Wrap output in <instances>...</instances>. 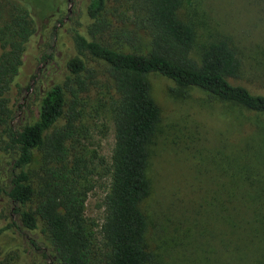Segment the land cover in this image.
Segmentation results:
<instances>
[{"label": "trees", "instance_id": "obj_1", "mask_svg": "<svg viewBox=\"0 0 264 264\" xmlns=\"http://www.w3.org/2000/svg\"><path fill=\"white\" fill-rule=\"evenodd\" d=\"M69 3L70 18L80 27L71 28L72 50L61 71L60 59H55L60 44L52 43L55 25L63 22ZM181 3L0 0V234L10 236L13 244L10 256L0 264H31V255L41 249L32 236L37 230L45 242L43 262L37 258L40 264H146L151 260L144 245L146 220L139 207L150 189L147 148L160 118L149 74L264 114V95L230 82L242 60L228 40L210 41L197 59L192 57L196 34L189 22L178 17ZM44 17L49 22L40 40L39 21ZM89 60L101 64L100 75L86 68ZM38 65L41 78L34 72ZM30 79L35 83L32 90L44 79L52 80L40 96L35 116L24 99L25 91L32 88ZM92 89L101 94L99 105L112 127V140L105 155L95 149L81 157L87 148L81 138H94L91 129L104 134L103 124L82 126L74 110L78 92ZM19 107L23 109L17 114ZM237 141L230 149L241 159L234 164L235 172L262 173L264 128L256 125ZM35 152L41 155L39 173L31 170ZM94 175L104 186L98 198V224L85 216Z\"/></svg>", "mask_w": 264, "mask_h": 264}, {"label": "rangeland", "instance_id": "obj_2", "mask_svg": "<svg viewBox=\"0 0 264 264\" xmlns=\"http://www.w3.org/2000/svg\"><path fill=\"white\" fill-rule=\"evenodd\" d=\"M181 1L178 17L189 22L196 34L192 57L197 59L210 41L228 40L242 60L238 75L230 82L264 95V0ZM71 15L69 3L63 22L55 25L57 35L52 44H60L55 59L59 57L61 71L72 50L71 28L80 27L73 23ZM48 22V17L39 21L40 40L45 37ZM140 36L146 39L142 32ZM40 66L34 69L36 78L42 77ZM86 68L99 75L102 69L95 60H89ZM148 80L160 118L147 148L146 177L150 189L139 204L146 220L144 245L152 256L146 264H264V171L235 172L238 169L234 164L241 159L230 151L254 126L264 128V114L220 101L199 88L178 86L156 73L149 74ZM51 83V79H44L32 90L35 83L30 79L32 88L25 91L24 99L29 100L33 116L40 96ZM64 90L70 101L66 86ZM100 98L98 90L92 89L79 91L74 99V110L84 123L82 126L91 122L105 126L103 135L91 129L89 133L94 138H81L87 146L81 157L95 149L105 155L111 146L112 127L102 117L106 112L99 105ZM20 109L23 107L17 114ZM62 122L63 118L57 125ZM257 160L254 158V163ZM40 162L41 155L35 152L31 165L35 173L40 172ZM246 162L254 165L251 160ZM103 188L94 175L86 197L85 216L95 224L99 221L97 205ZM32 236L41 249L31 255L30 261L40 264L37 258L42 260L45 242L38 230ZM12 250L10 236L0 234V262H5Z\"/></svg>", "mask_w": 264, "mask_h": 264}]
</instances>
